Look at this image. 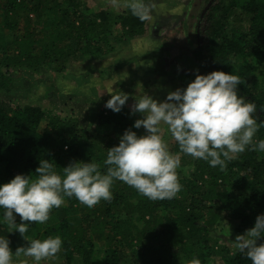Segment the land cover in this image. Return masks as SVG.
<instances>
[{"label": "trees", "instance_id": "obj_1", "mask_svg": "<svg viewBox=\"0 0 264 264\" xmlns=\"http://www.w3.org/2000/svg\"><path fill=\"white\" fill-rule=\"evenodd\" d=\"M0 15V27L9 34L7 42H0V91L5 93L21 81H38L60 93L57 78L70 64L104 59L126 49L145 31V21L129 9L113 18L110 11L90 10L81 0H0ZM186 53L197 65V71L185 74L189 83L196 75L214 71L238 75V95L256 105L258 124L264 121V0L205 1L195 42ZM235 58L241 61L239 67L232 62ZM257 67H262V79L251 82ZM94 72L90 68L87 74ZM46 114L42 107L14 106L0 98V186L16 175L35 179L41 160H49L61 175L72 162L99 163L104 174L107 150L118 146L125 130L137 137L146 134L133 127L124 107L119 113L105 105L91 110L87 128H78L74 118H57L40 131ZM253 140H264V127ZM174 144L170 153L180 154L176 171L182 187L171 200H149L117 180L110 202L102 200L88 208L74 197H65L47 222L29 225L24 238L10 228L0 209V231L10 241L12 264H24L15 256L16 248L56 236L62 239L56 259L63 264L77 259L92 264L99 257L101 264H189L193 259L205 264L217 254L219 264H251L245 254H234L232 248L213 241L212 233L220 223L244 234L264 214V152L249 146L220 171L207 161L179 153ZM14 215L19 224V216ZM261 243L264 237L257 241Z\"/></svg>", "mask_w": 264, "mask_h": 264}, {"label": "clouds", "instance_id": "obj_2", "mask_svg": "<svg viewBox=\"0 0 264 264\" xmlns=\"http://www.w3.org/2000/svg\"><path fill=\"white\" fill-rule=\"evenodd\" d=\"M119 8V0H111ZM124 7L140 21L152 19L151 6L145 0H125ZM238 75L214 71L207 75H196L186 89H176L167 94L164 102H158L144 94L131 105V113H139L133 127H143L146 135L137 137L130 129L119 138L118 146L107 150L103 161L106 173L100 171L96 162H72L63 168V175L53 169L49 160H41L35 170L36 178L16 175L10 182L0 186V209L3 219L22 238L28 226L44 224L51 211L60 208L65 197L75 198L88 208L113 199L111 187L114 181H121L134 188L139 195L149 200H171L181 191L177 175L180 154H172L163 138L166 130L179 147V153L193 159L207 161L210 167L225 171L227 162L243 153L246 148L264 152V140L254 142L253 138L264 127L258 124L254 114L256 105L246 102L238 95ZM109 94L105 107L119 113L129 96L114 91ZM20 223L17 224L16 216ZM10 233L13 231H9ZM264 237V214L258 215L254 226L243 235L229 241L233 253H243L251 264H264V243L257 241ZM10 241L0 236V264H12L13 251ZM59 236L41 241L33 239L27 247H18L15 256L31 257L35 264L56 258L61 251ZM189 264H201L193 259Z\"/></svg>", "mask_w": 264, "mask_h": 264}, {"label": "rangeland", "instance_id": "obj_3", "mask_svg": "<svg viewBox=\"0 0 264 264\" xmlns=\"http://www.w3.org/2000/svg\"><path fill=\"white\" fill-rule=\"evenodd\" d=\"M81 1L90 10L110 11L113 18L128 9L123 6L125 0H119L121 5L119 8L114 7L111 0ZM205 1L207 2V0H145V3L151 6L152 19L145 21L144 33L131 40L126 49L93 62L70 64L67 72L57 78V82L60 81L62 84L60 93L45 89L38 81L31 83L21 81L7 93L0 91V98L14 106L36 105L45 109L47 114L40 124V131H43L49 127L51 119L57 118L67 120L74 118L78 128H87L89 126L87 118L91 110L103 107L111 99L109 94H115L114 91L119 90L129 96L123 107L129 112L134 124L137 119H143L141 114H132L130 111L135 100L147 94L158 102H164L169 92L186 89L189 84L185 77L187 72L197 71V65L193 64L191 56L186 51L192 48L195 42V31ZM1 18L0 15V23ZM40 26L41 23H38V27ZM114 31L117 33L118 27H115ZM8 39L9 34L0 27V42L4 44ZM232 62L236 67L241 64L237 58ZM244 62L245 59H242V63ZM90 68L95 71L93 74H87ZM262 74V67H257L250 81H255L256 77V81H261ZM93 114L95 112L90 116ZM163 138L170 151L175 141L166 130ZM213 230L215 233H212V240L227 247L230 240H235L237 235H243L233 233L227 225L220 223L218 226L215 224ZM3 231H0V236L6 238ZM215 252L219 253V250ZM217 255L208 259L205 264H219L220 256ZM55 259L41 261L40 264H63L61 259ZM101 259L102 257L93 258L92 264H101ZM18 261L35 264L31 257L26 256L19 257ZM73 264L81 263L77 259Z\"/></svg>", "mask_w": 264, "mask_h": 264}]
</instances>
